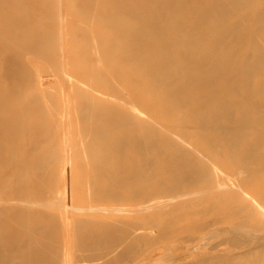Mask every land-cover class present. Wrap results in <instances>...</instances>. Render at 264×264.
Returning a JSON list of instances; mask_svg holds the SVG:
<instances>
[{"label": "bare ground", "instance_id": "1", "mask_svg": "<svg viewBox=\"0 0 264 264\" xmlns=\"http://www.w3.org/2000/svg\"><path fill=\"white\" fill-rule=\"evenodd\" d=\"M105 2L113 3L114 13L93 16L90 6L97 11L102 8L90 0L87 4L76 5L69 15L83 21L81 27H68L69 33L94 30L91 44L96 49L87 56L99 57L102 62L87 71L91 75L89 80H70L66 86L74 91V100L80 102L79 113L86 114L91 109H101L104 113L96 111L99 121L92 125V131L81 134L77 143L81 153H71L68 148L63 151L53 148L47 149L45 155L41 153L40 157L55 161L64 157L67 165L71 160L86 161V165H92L98 173H89L85 176L87 178L62 186V194L51 192L47 201L40 205L37 212L50 220L44 224L48 230L45 242L29 240L31 235H41L40 229H28L16 222L18 228L9 241L4 243L0 239V264H67L60 263L59 256L64 250L61 238L56 234L61 231L75 234L86 228V224H91L89 222H93L103 234L98 236L81 231V248L95 254L83 262L69 264L138 263L140 253L136 244L152 239L153 233L147 229L151 224L165 221L155 234L159 239H165L170 233L166 225L169 221L180 225L190 219L197 228L204 229L201 223L205 221L195 217L198 213L207 214L227 200L228 190L236 185L228 178L231 173L239 185L261 179L264 139H250L249 135L252 130L264 131V0ZM4 36L7 35L0 36L1 80H25L32 86L40 83V78L27 72L29 66L34 71L39 70L40 60L30 61L31 64L18 62L16 56L23 49L8 48L5 43L8 38ZM36 44L39 43L32 44L34 49ZM101 73L106 76L100 77ZM53 93L45 86L37 92H29L27 99L21 97L19 105L26 110L37 106L44 109L46 105L50 106L47 98ZM18 94L11 92L10 96ZM7 98L5 94L0 96L1 107L6 105ZM23 120L20 113L0 114L2 127L14 123L20 130ZM36 131L41 132L42 140L51 136L44 123L28 131V136L31 138ZM65 136L68 137L69 133L66 132ZM9 142L2 141L0 149L11 146ZM93 147L98 150L95 152ZM125 150H132L133 157L128 159L126 155V158ZM220 150L227 160L225 164H218L215 156ZM1 158L2 153L0 166L4 167L9 160L2 162ZM125 163L139 170L122 178L119 176L122 173L116 172L123 171ZM44 166L39 168L41 173ZM43 174L40 182L61 187L58 175L49 177ZM226 180H229L227 185ZM100 181L107 183V188L102 191L96 187ZM73 185L77 191L71 197ZM125 187L130 188L127 196L120 192ZM149 188H154L155 192L149 193ZM194 190H200L197 192L203 196L192 197ZM86 194L88 198H84ZM100 195L114 202L115 208L94 209L89 203ZM60 200H68V203ZM85 201L89 203L85 204ZM23 203L26 202H20ZM30 203L24 204L23 208L14 207L15 211L33 214ZM172 230H175L173 235L183 233ZM216 234L218 232L210 231L200 240L189 243L199 245ZM259 235L263 237L264 234ZM258 241L257 244L261 243ZM172 251L165 252L172 254Z\"/></svg>", "mask_w": 264, "mask_h": 264}, {"label": "rangeland", "instance_id": "2", "mask_svg": "<svg viewBox=\"0 0 264 264\" xmlns=\"http://www.w3.org/2000/svg\"><path fill=\"white\" fill-rule=\"evenodd\" d=\"M56 1L59 4H57ZM89 1L90 0H0V36L7 35L4 36L5 38H8L5 42L7 44L6 46L8 48L18 47L19 50L23 49L22 51H25H21V54L19 53L18 56H16L18 62L21 63L26 61L31 64V62L34 63L36 60H40L39 65H41L40 69L37 71H34L30 66L27 68L28 73L31 72L34 76L40 78L38 80L41 84L38 83L35 86L29 85V83L27 85L25 80L8 82L7 80H1L0 78V96L4 94L6 97L8 96L6 105L3 107L0 106V114L11 115L12 113H20L24 116L20 130L14 123H10L11 125L8 124V127L0 126L2 127L0 128V143H2V141H10L9 143H11L9 144L11 146L7 145L0 149V154L2 153V162L6 159L9 160L4 167L0 166V239H3L2 241L4 243H7L11 236L15 234L14 230L18 228V226L15 227L16 222L18 223L17 225L28 229H40L42 234L38 236L31 235L29 240L36 243L45 242L44 240H46V237L48 236V230L47 225L44 224L48 222L50 223V220L46 216L37 212L41 209L40 205H43L42 203H45L48 196L52 195V193L59 192V194H62L61 192L64 191L62 186H66L67 184L71 185V183L79 178H87L85 176L90 175L89 173H98L92 165V167L86 165V163H88L86 161L80 162V160H71V163L67 165L68 163H65L66 158L63 159L64 157L61 158L60 161H55L52 158L40 159L41 153L45 155L44 152L48 151L47 149L50 150L53 148L57 150L60 149L61 151L68 148L71 153H81V149L77 146L81 134L89 132L90 130L92 131V125L99 121V115L96 111L100 114L104 113L101 109H91L86 114L79 113L78 106L80 102L79 100H74L75 93L72 88L66 87L70 80L74 82L76 80L78 81L79 78V81L87 78L89 80L91 75H89L87 71L94 65H101L102 62V59L99 57L87 56L88 53H91L96 49V46L91 44L94 30L85 31V33L84 31L82 33L77 32L76 34H71L67 31L68 27L75 28L83 26V21L81 19L70 18L69 15L73 12L76 5L87 4ZM105 1L106 0H92L93 5H98L102 8L101 11H97L96 9V11L93 10L94 6H87L90 8L89 11H93V16L96 15L103 17V15H107L106 13H108V15L112 14L111 11L114 13L115 10L113 3L107 2L106 4ZM61 5L63 6L61 7ZM72 5L74 6L71 7ZM59 21L62 22L61 25ZM97 29L104 30L102 27H97ZM36 42L39 44H36L37 48L34 49L32 44H35ZM67 49H70V51L68 52ZM1 69L2 67L0 66V70ZM81 71L84 72L81 73ZM101 76H106V73H101L100 77ZM106 85L110 86V83H106ZM45 86H48L54 92L49 98H47V101L50 102V106L47 107L46 105L44 109L38 106V108L30 107L26 110V108L24 109L19 105L21 97L27 99L29 98V92H37V90H40V88H44ZM11 92L19 94L11 97ZM25 95L27 96L25 97ZM97 95L102 97L101 93H97ZM47 101H45V103H47ZM63 112H66V115L65 113L63 114ZM61 114L63 115V118L60 116ZM104 115L105 114L101 115V117ZM151 121L157 122L156 119H152ZM40 123L45 124L46 129H48L51 136L42 140L41 132L36 131L34 136L30 138L28 136V131L35 128ZM66 132L69 133L68 137L65 136ZM262 132H264L262 129L257 131L252 130L249 135L250 139L257 137L264 139V133ZM32 145L34 146L32 147ZM93 150L96 152L98 148L93 147ZM261 152H264V149H262ZM123 153L126 158V155H128V159L134 155L132 150H125ZM33 155H35L36 158H31ZM215 156L217 157L218 164L226 163L227 160L224 158L221 150ZM13 159H15V161H13ZM109 165H113V163H109ZM125 165L128 166L125 167ZM125 165L124 169L126 170L123 169L121 172H116L122 173L119 175L122 178L128 176L129 173H135L139 170L136 166L131 167L129 163H125ZM42 166H44L45 169L44 172L41 173L39 168ZM43 173L47 176L49 175V177L50 175H58L61 187H56V185L50 183L40 182L39 179L44 177ZM260 173L261 179L258 182H247L243 185L240 184L241 187L237 184L236 178L232 176L231 173L228 178L230 177V182L232 181L236 183V185L233 184L234 186H232L234 188L230 187L228 190L230 194H228L229 196H227V200L214 208V210H210L207 214L198 213L195 217L201 222L205 221L201 223L203 225L202 227L205 226L204 229L201 228L200 230L197 228V224H193L194 222H191L190 219L180 225L169 221L166 225L168 226V231L170 233L165 239H159L156 238L155 234L162 229L165 221L161 220L158 223L154 222L151 224L147 229L153 233L152 239L140 242L141 244H136L140 253L137 257L138 263H129L125 261V264H163L164 261L165 263L167 262L166 264H178V261L181 262L179 264H264V241H262L264 235H262L263 237L259 235L262 233L264 234V169ZM21 178H23V180H21ZM232 178L235 181L231 180ZM228 181H225L226 185ZM96 187L98 188V191H102L107 188V183L100 181L96 184ZM71 189L70 196L72 197L73 195H76L77 190H75L74 185ZM16 190L19 192L16 193ZM129 191L130 188L128 187L120 190L121 195L123 196H127ZM197 191H193L195 195L192 192L194 195L192 197L199 198L203 196L201 192ZM148 192L154 193L155 189L149 188ZM88 194L84 195V198H88ZM94 199V202L89 203L85 201V204L89 203L94 209L100 208L101 210L115 208L114 202L109 199L106 200L101 195ZM22 201L26 203L31 202L29 206L33 207V214H26L20 210L15 211L14 207L21 206L23 208L24 204H26H20ZM60 202L68 203V200H60ZM60 202L58 201V204H60ZM18 218H20V220H18ZM89 223L92 225L86 224V228L81 229L82 232H90L98 236L103 234L93 222ZM181 225H184L186 228H183L184 226ZM239 227L242 228L239 229ZM172 229L179 230L178 232L181 231L183 233L179 236L173 235L175 230ZM81 231H77L75 234L61 231L56 234L58 238H61V245H63L64 250L59 256L60 263L65 262L69 264L75 261L83 262L91 255L95 254L94 252L86 251L81 248ZM205 231L218 232V234L202 241L199 245L194 244L196 245L195 247L193 244L189 243L200 240L201 236L207 233ZM235 231L237 233H235ZM191 237L192 241L190 240ZM259 237H261L262 240H260ZM254 238L259 239V241ZM257 241L261 243L257 244ZM188 243L189 245H187ZM170 244L172 246H169ZM161 248H163V251H161ZM168 249L170 252L173 250L172 254L167 253L169 252ZM177 254L178 258H176ZM172 255L175 256L171 259ZM160 260L163 262L161 263ZM227 260L229 262H227Z\"/></svg>", "mask_w": 264, "mask_h": 264}]
</instances>
